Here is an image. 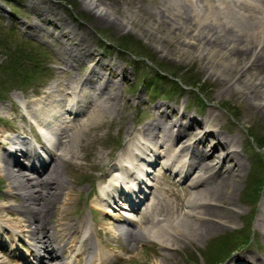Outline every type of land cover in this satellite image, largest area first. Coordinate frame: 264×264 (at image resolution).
Masks as SVG:
<instances>
[{"label": "bare ground", "instance_id": "1", "mask_svg": "<svg viewBox=\"0 0 264 264\" xmlns=\"http://www.w3.org/2000/svg\"><path fill=\"white\" fill-rule=\"evenodd\" d=\"M31 2L43 22L53 26L54 31L48 33H53L59 45L66 70L74 69V62L84 63L86 68L80 73L64 71L63 76L69 74L68 85L50 84L37 101L28 98L22 103L24 112H18L19 120L31 127L48 129L55 141L57 138L53 153L42 152L46 158L24 137L20 130L23 125L19 129L12 125L9 129L14 132L12 135L0 128V147L4 143L12 145L11 149L0 152V169L8 179L6 192L19 199L18 203H0V225L11 234L12 240L16 232L28 233L30 241L24 251L27 263L32 258L34 264H108L116 256L109 251L111 247L107 243L99 240L95 228L92 233L88 232L87 216H68L74 198L73 187L66 184L58 171L61 162L68 167L74 164L69 167L70 171L77 168L75 161L80 155L73 142H79L81 132L93 127L96 120H105L120 105L118 87L125 75L124 67L97 56L86 36L69 26L51 1ZM126 4L121 0H81L79 5L90 12L89 23L93 26L105 21L121 27L128 23L142 27L147 23L148 27L151 23L147 19L152 17L151 41H158L160 51L184 56L195 47L197 51L192 55L198 57L202 68L215 76L223 89L245 99L249 104L247 113L252 108L264 116V0H159L154 8L134 6L131 0ZM166 32L179 40H168L163 35ZM177 43L179 51L175 49ZM118 75L119 79L115 77ZM65 97L69 98L68 102H63ZM216 99L220 102L222 95ZM167 107L155 103L150 122L141 127L127 126L121 150L115 157L109 159L107 155L106 160L103 158L96 165L102 170L96 178L101 181L97 190L86 185L87 193L94 192L89 207L116 222L99 229L105 232L117 229L130 247L146 235L170 247L181 235L200 231L208 222H214L215 228L224 224V219L242 213L228 206L233 204L232 195L238 189L234 185L240 181L246 166L241 156L244 144L241 133L237 129L233 132V125L223 133L222 114L213 109L207 111L203 120H198L184 109ZM12 110L18 111L17 107ZM39 138L42 143L50 141L43 134ZM78 148H82L79 143ZM19 156L27 158L26 163ZM156 165L170 170L178 180H187L189 190L184 201L178 192L173 194V199L164 195L169 188L163 186V173ZM148 195L150 202H146L140 216L149 220L150 226L131 227L137 221L126 213L128 210L120 200H128L129 210L136 212L138 202ZM7 207L26 214L27 224L6 217L8 214L3 211H8ZM256 214L253 229L262 237L260 256L264 259V189ZM24 255L18 257L24 258ZM227 262L263 264L258 261V255L245 252ZM0 264H8L1 255ZM14 264L20 261L17 259Z\"/></svg>", "mask_w": 264, "mask_h": 264}, {"label": "rangeland", "instance_id": "2", "mask_svg": "<svg viewBox=\"0 0 264 264\" xmlns=\"http://www.w3.org/2000/svg\"><path fill=\"white\" fill-rule=\"evenodd\" d=\"M31 1L0 0V33L3 35L8 34L7 36L10 37L9 42H12V39L15 42L29 40V44L34 45L35 48H40L43 55V58L41 57L42 59L37 63V68L41 66L43 69L31 73V76L26 79L25 76L28 77L29 74L26 71L32 69L31 65L33 63L27 61L23 56L9 67V60L6 59L3 50L0 48V128L4 130L5 134L10 133L12 135L14 132L9 130L12 125L17 129L20 125H23L20 128L22 134L26 135V138L33 143L32 134L38 138L35 127L19 120L18 112H24L22 103L27 101L28 98L37 101L36 98L42 95L50 84L54 86L63 82L68 85L67 76L70 72L80 73L86 66L84 63L74 62V69L66 70L67 66L60 59L62 55L57 47L59 45L55 43L54 36L52 37L53 33H48L51 30L54 31L53 26L43 22L41 15L37 14L38 11H35V8L31 6ZM128 1L130 0H121L124 6H128L126 4ZM131 1L134 6L137 4L150 8H154L159 4V0ZM48 2L54 6L59 15L65 18L69 26L74 28L76 32L86 36L87 43L97 53V56L119 63L124 67L123 73L125 74L119 80L120 105L109 112L110 114H107L105 120L102 119L98 122L96 120L93 127L81 132L82 138L79 142H73V147L80 155L76 161L74 160L77 168L70 171L69 167H73L74 164H70L68 167L65 163L63 165L62 162L59 166L58 175L64 177L68 186L73 187L71 191L74 198L69 205L68 216L80 218V215H87V220L88 218L90 220V214H87L86 207L90 194L87 193L86 185L90 189L91 186L95 188L94 186L98 182L96 178L102 173V170L98 169L96 165L100 164L103 158L106 160L107 155L111 159L120 151L126 138L127 126L132 124L133 127H141L143 123L150 122L153 117V105L155 103L166 104L170 110L173 107H176L179 111L184 109L189 115L198 120H203L202 118L207 115V111L213 109L222 114L221 123L223 126L221 129L223 133H226L230 125H233V132L237 129L243 137L244 144L241 150L243 154L241 156L246 160V166L242 175H240V181L234 185L238 186V189L232 195L233 204L228 205L242 213L239 216L233 215L231 219H224V224L215 228L214 222H208L200 231L192 230L185 235H181V238L173 242L170 247L162 246L156 238L147 235L146 237L143 236L141 240L135 241L133 247H130L125 243L124 235H118L117 229L112 228L108 234V239L111 247L115 249L110 251L116 257L113 262L112 260L110 262H112L111 264H207L209 257L213 253L215 254L213 250L210 253L207 252L213 242L216 244L221 238L228 239L226 246L233 245L236 247V243L230 241L229 238L231 234H240L247 236L246 244H242L236 250L233 249L224 261L217 264H225L230 258L243 252L258 255V261L260 263L262 261L264 264V259L260 256L263 249L262 237L257 230L254 231L253 229L257 215L256 209L259 206L264 189V148H256V141L249 135L252 132L254 135L257 133L260 138L264 139V116L261 111L251 108V111L247 113L248 102L241 96L231 94L227 89H223L216 77L209 75L202 68L198 57L192 55L197 51L195 47L192 48V53H185L184 56H180L178 52L167 54L165 50L160 51L157 47L158 41H151L150 33L154 31L152 17L147 19L151 23L148 27L146 26L147 23L143 24L142 27L130 23L125 27H121L105 21L96 23L93 26L89 23L92 15L79 5L81 0H48ZM53 13L55 12L53 11ZM72 20L75 21L72 22ZM160 25L167 26L165 24ZM166 33L163 35L168 40H175V42L179 40V37H176L173 33ZM101 35L109 40L106 41ZM158 35H161V33H158ZM121 37H128L140 44L136 47V50L142 53L143 56L138 57V62H135L132 57L136 56L134 53L137 51L133 49L132 53L122 47L118 48L115 44ZM135 45L137 44L135 43ZM178 46L177 43L176 51H179ZM20 63L21 66H19ZM5 64L6 68L3 69ZM159 64L168 71L159 70ZM18 69L23 72L17 74ZM64 71H68L69 74L63 76ZM171 71L175 72V77L169 73ZM115 77L119 79V75ZM115 77L110 78L115 79ZM142 78H144L143 82H141ZM149 80L150 84H148ZM217 95H222L220 102L216 99ZM125 102H128L127 106L124 105ZM14 107H17V112L12 110ZM247 116L249 117L248 120L243 122V119ZM78 143L81 144L82 148H78ZM10 147L12 145L7 143L5 146L0 147V152ZM19 159L22 162L27 161V158L23 156H19ZM156 168L163 173L161 178L164 182L163 186L169 188V191L165 192L164 195L169 199H173V194L178 192L181 193L184 201L185 194L189 190L187 180H178L170 170L160 165H156ZM253 170L257 171V175L263 176V180L257 194L250 193L249 196H246L245 188L252 185L250 183V173ZM7 182L8 179L4 171L0 169V203H18L19 199L16 196L7 195ZM147 200L150 202L149 197ZM59 204L60 202H57V206ZM7 208L8 211H3L8 214L6 217L18 220L21 224H25V222L27 224L26 214H22L13 208ZM141 210L142 206L138 208L137 212H131L135 220L141 219ZM96 219L101 224L108 225V227L110 224L116 223L110 216L99 215L98 213H96ZM90 224L93 226V221L90 220ZM141 225L140 228L144 229V226H150V222L142 220ZM0 228L2 230L0 232L1 257L8 264L16 263L17 259L20 264H34L35 261L31 257L30 262L25 261L27 256L24 255V251L30 241L28 233L25 231L16 232L14 240H12L11 234L7 230L5 231L3 226ZM100 236L103 240L105 239L104 233H101ZM226 236H228L227 239ZM18 255H24V258H19Z\"/></svg>", "mask_w": 264, "mask_h": 264}, {"label": "trees", "instance_id": "3", "mask_svg": "<svg viewBox=\"0 0 264 264\" xmlns=\"http://www.w3.org/2000/svg\"><path fill=\"white\" fill-rule=\"evenodd\" d=\"M7 35L8 34H4L3 35V34L0 33V48L3 50V52H4L5 56H6V59L9 60L8 61V66L9 67L13 63H15V61H18L19 60L18 58L21 59L24 56L27 61H31V63H33V65H31L32 69H30V71H26V72H29L28 77L25 76L26 79L31 76V73H33L35 71H40V70L43 69V67H41V66H38V68H37V63L43 58L42 51L40 50V48H35L34 45H30L29 42H28L29 40L28 41L24 40V41H21V42H15L14 39H12V42H9L10 37L7 36ZM102 37L106 41L109 40L105 36H102ZM135 43L137 45H135ZM115 44L118 46V48L122 47L126 51H127V49H129V51L132 52V53H133V49L135 51H137L136 52L137 54L134 53L136 56H132L133 59L135 60V62L139 61L138 57L143 56L142 53H140L138 50H136V47H138L140 44H138V42H136V41H134V40H132V39H130L128 37H121L118 40V42H116ZM19 66H21V63H20ZM4 68H6V64L3 66V69ZM22 72L23 71L21 69L17 70V74L22 73ZM171 75H173V74H171ZM251 135H252L253 139L256 141L258 147H264V141H263L264 139H262V137L260 138L257 135V133L255 135L254 134H251ZM261 180H262L261 176L257 177V180H256L257 188H256V190L258 189V186H259Z\"/></svg>", "mask_w": 264, "mask_h": 264}]
</instances>
